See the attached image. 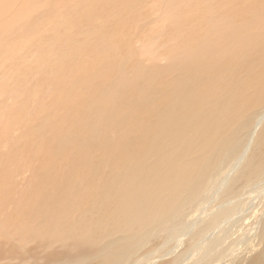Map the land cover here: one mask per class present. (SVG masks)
Wrapping results in <instances>:
<instances>
[{
	"label": "bare ground",
	"instance_id": "obj_1",
	"mask_svg": "<svg viewBox=\"0 0 264 264\" xmlns=\"http://www.w3.org/2000/svg\"><path fill=\"white\" fill-rule=\"evenodd\" d=\"M56 1L59 6L49 7L54 34L48 38V44L43 43L47 45L44 48L46 51L37 53L35 50L20 56L18 66L20 69L30 66L28 74L32 64L43 66V70H35L43 75L46 70L54 77L60 74L58 80L64 82L61 67L80 65L75 66L82 68V73L76 74L80 81L72 76L74 86L67 84V93L62 99L65 108L70 103L75 104L73 100H76L77 93H73L74 87L78 86V91H82V98H85L82 99L83 105L93 98L91 92L97 82H107L101 96H95L89 107L83 105L85 111L82 117L72 114L68 117L70 121L62 122L67 125H63L67 129L66 139L73 140L74 144L82 141L78 145L80 155L94 148L106 150V153L110 151L107 149H111L110 152L116 151V154L112 155L110 164L108 159V163L98 159L96 162L85 161L86 166L80 157L82 166L77 168L81 173L87 167L89 174H94V181L90 180L92 183L83 191L79 188L83 181L76 183L83 178V173L74 170L70 176L75 179L72 182L64 171V179L67 180L64 183H70L69 190L81 192L76 199L88 195L94 199L89 208L91 215L101 217L109 212L112 218L107 229H102L104 223L100 218L92 223L81 215L72 217L77 213L75 210L65 211L63 215L70 217L68 223L57 221L56 227H70L69 233L76 237L74 242L77 243H74V251L66 249L49 255L46 263L140 264L144 261L158 264L161 261L159 264H183L192 257L195 259L191 264L223 263L230 256L226 255L229 249L226 245L231 239V230L236 227L233 217L242 207L235 201L240 200L247 188L256 189L264 183V112L255 124L253 142L241 155L237 153V141L250 110L264 104V0H206L199 6L197 14H191L196 0L183 3L175 0L171 3L170 12L166 11L169 15L162 16V26L151 32L143 42L145 57L150 58L164 48V53H161L167 64L164 68L147 71L138 60V55H134L130 38L137 39L139 31L136 28L140 25L137 21L147 15L145 3L149 0H135L133 6L129 3L119 8L118 12L123 9V15L115 23L120 28H113L115 32L101 47L98 41L101 39L102 23L97 22L91 32L83 34L72 45L70 37L68 49L65 36L69 37L70 29L74 27V20L69 19L75 18L72 14L89 5L96 7V13L103 14L107 12V3L116 2ZM13 5L15 2L11 0H0V31L19 12L11 11ZM114 10L115 7L108 8L110 16L117 14ZM86 14L82 16L88 22L90 14ZM57 16L61 20L55 24L52 19ZM181 32L182 36H177ZM62 42L64 46L60 47ZM61 48L65 49V53L59 57L54 52ZM83 49L88 53L94 51L104 65L89 61L87 53L84 56L81 53ZM15 51L9 48L3 60L12 62ZM51 58L57 63L53 60V66L45 67L44 62ZM11 66V71H4L5 83L1 84L10 85L14 90H2L0 93L13 97L17 96L24 77H15L14 70L18 66ZM152 75L158 81L154 82L156 84L169 75V80L160 91L154 93L155 86L148 85ZM110 77L111 81L108 80ZM84 115L88 118L92 115L91 120L95 116V120H90L89 127L78 131V126L85 121ZM53 118L45 120L43 132H51ZM80 132L83 133L79 136ZM36 145L38 148V143ZM21 148L19 156L29 149ZM230 154L234 157L230 158ZM220 170L222 176L214 185L219 187L212 188L208 194L203 193L209 177L212 176L213 180ZM196 200H199L198 205L192 207ZM189 207L192 208L185 210ZM201 210L203 214L211 212L206 214L205 219L188 220ZM2 226L5 234H12L6 221L2 222ZM34 226H37L35 220ZM222 227L223 233L216 235L215 232ZM107 232L119 234L114 239L105 240ZM161 234L169 236L168 246L162 248L166 250L165 255H143L142 260L137 258L136 254ZM185 237H189L186 249L181 254L171 255L176 248L174 245ZM261 241L259 244H264V224ZM195 252L199 255H191ZM257 255H264V245ZM171 256L173 261H162ZM154 258L159 261L154 262Z\"/></svg>",
	"mask_w": 264,
	"mask_h": 264
},
{
	"label": "rangeland",
	"instance_id": "obj_2",
	"mask_svg": "<svg viewBox=\"0 0 264 264\" xmlns=\"http://www.w3.org/2000/svg\"><path fill=\"white\" fill-rule=\"evenodd\" d=\"M11 1L15 2V5H13L14 8H12L11 11L19 12L15 13V19L11 18V21L9 20L8 23L9 25L5 24L6 26H4V28L0 31V92L2 90L3 92L14 90L12 86L10 87V85L3 86V83H5V75L3 74H5L6 71L13 69L11 65L14 64V66H18V64L21 63L19 61L21 58L20 56H26L27 53H32V51H37V53H44L46 51L44 48L47 45L43 43L48 44V38H51L54 34V29L52 28L54 26L50 25V14L52 13L50 8L52 6H59L56 0H46V2L45 0ZM114 1L116 3L111 5L108 3L106 4L105 10L107 12L104 11L105 13L103 14L96 13V7H93L92 5L80 8L74 14H72V16L75 18L70 17L69 19L74 20V27L70 29V36H65L66 48L68 49L70 45V42L67 41L71 39V45L74 43V41L77 42L76 40L81 39L83 34L91 32L97 22L102 23V28L100 30L101 32L99 33L101 39L98 41V46L101 47L106 42L107 38H109L115 32L113 28H120L119 25L115 23L116 21H120L121 16L123 15V9L118 12L119 8H124L129 3L131 6H133L135 3V0ZM174 1L175 0H149L148 3H145L147 8H145L146 13L148 12L147 15H144V17L141 15L142 17L138 18L137 23L140 25L136 29L139 31V35H137V39L132 37L130 38V46L132 48L134 47L133 53L135 56L138 55L137 58L143 63L145 71L151 69H161L167 64L166 59L162 57L164 48H162L159 53L151 55L150 58L147 55L145 57L143 54V42L145 39H148V36L151 32H155L162 26V16L165 15V17H167L168 12L171 10V3ZM179 1L183 3L186 0ZM205 1L206 0H196L195 8L193 11H191V14H197L199 6H201ZM21 3H23V6ZM117 4L118 6H116ZM114 7L116 9L114 10V14H117L115 16H110L108 8ZM167 9L168 12H166ZM68 11L69 9H67V12ZM84 13L90 14L88 22L82 16ZM85 16H87V14ZM179 17L178 20L180 21ZM60 20L61 18L59 16L52 19L53 23L55 24L60 22ZM122 20L123 22H126L125 19ZM176 24H178V21H176ZM51 29L53 31H51ZM180 34L182 36V32L177 34V36ZM62 37L64 38V36H60L59 38ZM133 39L136 40L134 41ZM63 43L64 42L60 43V47L64 46ZM177 43L178 42H173L172 44ZM8 46L9 48L16 50L14 54L15 56L12 58L13 60H11L12 62L10 63H7L2 58L9 49ZM56 50L54 53L58 54L59 57L65 53L64 48H61L57 51ZM92 52L88 53V51L83 49L81 53L83 56L87 53V59L89 61L104 65L101 62V59L94 55L96 53H94V51ZM71 54L72 51L69 52V55ZM53 60L54 58L47 59L43 65L45 67L46 65L47 67H51L54 65V63H57L56 60H54L53 63ZM19 66L15 67L14 75L15 77L17 75V77H24V80L20 79L23 80V83L18 88L17 96H5L0 93V264H47L46 262L49 255H53L54 253H62L66 249L72 250L74 243H77L74 242L76 237H74L72 233H69L71 230L70 227H56L57 221L68 223L70 217H65L63 215L65 211L75 210L77 213H74L72 217L81 215L84 220L92 223L93 220L97 222V220L100 218L104 223L102 229H107L108 223L112 218L109 212H106L101 217L91 215L89 208L91 202L94 199H92L90 195L82 196L79 199H76L78 194L81 192L77 190L70 191V183H64L67 181L64 179L65 174L67 173V179L73 182L75 179L70 176L74 174V170H77L78 173H83V178L80 179V181L77 180L76 183L83 181L84 185H79V188L82 191L85 190L86 187L92 183L91 181H94V174H89L90 170L89 168L87 169V167H85V171H82L81 173V170L77 168L82 166V164H80V157L84 159V166H86L87 163H85V161L90 162L91 160H94L96 162L98 159H103L104 162L108 161L109 163H107L110 164L113 161L112 157L116 154V151L110 152L112 151L111 149H107L110 151L106 153V150L94 148L90 151L83 152L80 155L78 145L82 144V141H76L74 144L73 140L70 141L69 139H66L64 135L66 134L67 129L63 127L64 123L62 122L63 120L70 121L69 118L72 114H78L77 117H82L85 107H89L92 99L94 100L95 96L102 95L101 91L105 88L107 82H97L95 84L94 89L91 92V96L93 98L83 104L85 106L84 108L82 105V99L85 98H82V91H78V86H76L77 88L74 87V89H72L73 93H77L75 95L76 100H73L75 101V104L70 103L65 108V106H63L62 99L63 97L65 98V94L67 93V84L74 86L71 77L74 76L76 80L78 79L76 74L82 73V68L75 66L80 65L74 64L68 67H64L63 65L61 67L62 72H64L61 75L65 78L64 82L58 80L60 74L55 75L54 77L53 74L49 75L46 70L43 71L45 75L40 73L39 71L41 68H43V66L38 67L37 65L32 64L33 68L29 74L27 73V70L30 68V66L23 67L21 69ZM109 68L112 67L109 66ZM35 69L39 71H36ZM72 69L74 70L72 71ZM141 69H143V67ZM67 75L69 80H67ZM80 79L81 78H79L77 82L80 81ZM111 79L112 78L110 77L108 80L111 81ZM168 80L169 75L162 77V82L160 81L159 84H156L154 82L158 81L152 75L149 78L150 82L148 85L155 86L153 88L154 93L157 92V90L160 91V89L163 87V84H165ZM140 81H142V79H140ZM17 83H19V81ZM2 86L9 87V89L4 90ZM141 86L142 84L140 87ZM145 87H147V85L144 86V88ZM36 94H38L37 102H35V99L37 98L35 97ZM263 112L264 104L253 107L250 110L246 124L242 127L239 139L237 141V150L239 149L237 152L238 154L241 155L243 151H245L249 146V144L253 142L255 138L253 137L255 124L260 119ZM91 116L88 118V115H84L83 120L85 121L81 122L82 126H78V131L84 129L85 127H89L90 122L95 120V116L92 118V120ZM48 117H54L53 126L50 127L51 132L48 130L43 132L45 128V120ZM49 124L50 123H48V125ZM64 126L67 127V125ZM55 127H57L56 130ZM38 131H41L42 133H38ZM82 133L83 132H80L79 136L82 135ZM76 139L78 140V138ZM37 143L38 148L36 145ZM21 147H28L29 149L24 151L19 156L18 153L22 149ZM229 157L232 158L234 155L231 156L230 154ZM220 174L221 170L217 173L213 180H211L212 176L209 177L203 193L205 192L208 194L212 188L215 189L219 187V185H214L216 184L217 180L221 178L222 174ZM258 186L256 188L258 189L257 191L255 188H247L245 191L246 194L243 193V195L240 197V200L237 199L235 201L242 207L232 220L233 223H236V227L231 230V239L227 241L226 245L229 248L226 255L230 256L226 259V261H223V263L221 262L216 264H264V255H257L259 251H262L264 245L259 244V242L262 243L261 236L263 234L264 224V183H261L259 188ZM218 199L219 198H217V200ZM198 203L199 200H196L195 203L192 204V207L198 205ZM192 207H189L185 210H188ZM202 212L203 210H201V213H196L193 215L194 218L192 216L189 217L188 220L194 221L205 219L206 214H209L211 211H207L206 214H203ZM38 217H40V223H38ZM34 220L36 221L37 226H34ZM1 221H6V224L8 223V225L11 227V235H7L4 231H2L3 226ZM223 227L216 231L215 234H222ZM118 234L119 233L108 234L107 232L105 240L114 239L116 236H118ZM163 235L164 234H161L158 239L156 238L152 240L146 247L143 248V250H140V253L136 254L138 255L137 258L142 260V257H145L146 255H163L164 251H166L164 249H166L168 246L166 243L169 241V236ZM188 240L189 237H185L181 239V242L178 243L179 245L175 244L174 246H176V248L173 249L174 252L171 255L175 256L181 254V252L186 249L185 247L188 246ZM104 241L99 242L98 244H102ZM232 242H234V245ZM174 243L175 242H173V244ZM165 245L166 247L164 248ZM171 246L172 244L170 247ZM229 246H231V250ZM162 248L164 249L162 250ZM158 249L160 250L156 251ZM191 255L199 254L195 252ZM154 259V262L159 261L157 258ZM194 259L195 258L192 257L190 260L183 262V264H191ZM162 261L171 262L173 261V256ZM140 264L147 263L142 261Z\"/></svg>",
	"mask_w": 264,
	"mask_h": 264
}]
</instances>
